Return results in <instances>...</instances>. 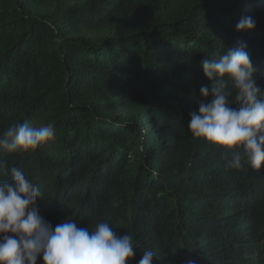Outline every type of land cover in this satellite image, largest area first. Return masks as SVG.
I'll list each match as a JSON object with an SVG mask.
<instances>
[{
    "label": "trees",
    "instance_id": "trees-1",
    "mask_svg": "<svg viewBox=\"0 0 264 264\" xmlns=\"http://www.w3.org/2000/svg\"><path fill=\"white\" fill-rule=\"evenodd\" d=\"M247 16L255 29L238 33ZM240 43L264 91V0H0V133L55 129L0 161L40 188L53 227L130 234V264L145 250L154 264H264V165L229 170L187 128L211 83L201 61Z\"/></svg>",
    "mask_w": 264,
    "mask_h": 264
},
{
    "label": "clouds",
    "instance_id": "clouds-1",
    "mask_svg": "<svg viewBox=\"0 0 264 264\" xmlns=\"http://www.w3.org/2000/svg\"><path fill=\"white\" fill-rule=\"evenodd\" d=\"M255 27L252 17H242L236 31ZM225 49L201 61L211 83L201 86L203 99L190 112L187 128L194 138L224 150L227 169L259 170L264 165V91L257 86L247 45ZM54 136L51 124L14 123L0 133V152L35 151ZM0 175L10 176L0 180V264H37L38 258L43 264H130L136 255L132 236L118 235L107 222L90 230L66 219L53 227L39 212L40 188L23 170L0 161ZM138 264H154V253L145 250Z\"/></svg>",
    "mask_w": 264,
    "mask_h": 264
}]
</instances>
